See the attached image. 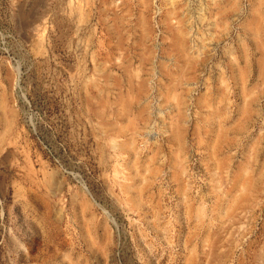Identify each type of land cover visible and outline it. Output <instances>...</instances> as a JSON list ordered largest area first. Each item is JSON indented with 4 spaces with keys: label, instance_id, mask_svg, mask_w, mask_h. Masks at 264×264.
Wrapping results in <instances>:
<instances>
[{
    "label": "rangeland",
    "instance_id": "obj_1",
    "mask_svg": "<svg viewBox=\"0 0 264 264\" xmlns=\"http://www.w3.org/2000/svg\"><path fill=\"white\" fill-rule=\"evenodd\" d=\"M223 1L231 37L264 8V0H0V264H264V129L239 162L213 155L203 126L191 135ZM172 9L188 46L194 36L200 76L176 138L158 96ZM135 19L149 24V102L166 123L123 140L81 131L74 104L83 95L64 67L70 52L95 43L111 20Z\"/></svg>",
    "mask_w": 264,
    "mask_h": 264
},
{
    "label": "crops",
    "instance_id": "obj_2",
    "mask_svg": "<svg viewBox=\"0 0 264 264\" xmlns=\"http://www.w3.org/2000/svg\"><path fill=\"white\" fill-rule=\"evenodd\" d=\"M214 8L213 16L218 18L212 22L214 39L207 40L208 71L203 79L204 91L197 99L198 118L192 122L191 135L197 138L203 126L212 154L226 162H239L242 151L244 157L253 155L264 129V8L256 17L241 20L238 34L232 37L227 3L215 4ZM173 12L175 9L167 11L170 33L165 55L170 63L159 66L158 96L161 107L168 105L172 112L164 129L176 138L186 129L181 107L188 86L199 82L200 76L192 46L194 36L188 46L180 26L185 21ZM110 23L96 33L95 43L79 53L70 52L71 60L64 67L83 95L74 104L82 119L80 130L87 131L88 127L123 140L152 124H165L166 114L165 118L156 115L149 102V24L143 19ZM219 43L222 47L216 49ZM215 58L218 61L211 63ZM70 107L65 113L76 117ZM5 122L6 118L4 126Z\"/></svg>",
    "mask_w": 264,
    "mask_h": 264
},
{
    "label": "bare ground",
    "instance_id": "obj_3",
    "mask_svg": "<svg viewBox=\"0 0 264 264\" xmlns=\"http://www.w3.org/2000/svg\"><path fill=\"white\" fill-rule=\"evenodd\" d=\"M138 92V91H137ZM177 127V126H176Z\"/></svg>",
    "mask_w": 264,
    "mask_h": 264
}]
</instances>
